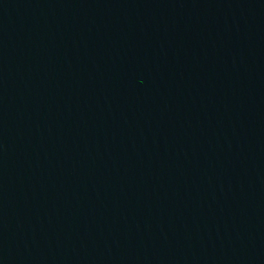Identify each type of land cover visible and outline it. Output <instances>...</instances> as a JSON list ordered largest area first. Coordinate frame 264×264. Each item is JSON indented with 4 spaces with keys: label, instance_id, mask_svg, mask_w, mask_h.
Returning a JSON list of instances; mask_svg holds the SVG:
<instances>
[{
    "label": "water",
    "instance_id": "95a60500",
    "mask_svg": "<svg viewBox=\"0 0 264 264\" xmlns=\"http://www.w3.org/2000/svg\"><path fill=\"white\" fill-rule=\"evenodd\" d=\"M0 264H264V0H0Z\"/></svg>",
    "mask_w": 264,
    "mask_h": 264
}]
</instances>
